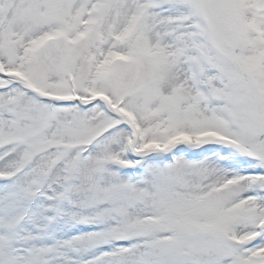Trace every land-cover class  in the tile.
<instances>
[{
    "label": "snow or ice",
    "instance_id": "6c2138e0",
    "mask_svg": "<svg viewBox=\"0 0 264 264\" xmlns=\"http://www.w3.org/2000/svg\"><path fill=\"white\" fill-rule=\"evenodd\" d=\"M0 264H264V0H0Z\"/></svg>",
    "mask_w": 264,
    "mask_h": 264
}]
</instances>
